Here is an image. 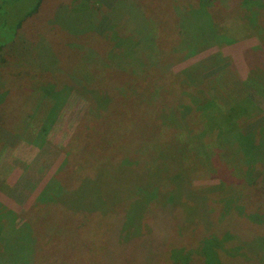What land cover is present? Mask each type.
Returning <instances> with one entry per match:
<instances>
[{
  "label": "rangeland",
  "instance_id": "obj_1",
  "mask_svg": "<svg viewBox=\"0 0 264 264\" xmlns=\"http://www.w3.org/2000/svg\"><path fill=\"white\" fill-rule=\"evenodd\" d=\"M115 1L41 0L38 12L27 18L21 29L30 46L21 48L22 43L16 46L20 36L16 20L24 21L22 18L38 0H0V47L10 45L5 49H15L12 55L5 49V53L0 52V61L6 59L0 63V264H264V225L258 216L259 211L264 214V203L262 196L253 194L261 169L255 170L254 175L252 168L256 169L258 162L249 163L239 149L245 136L240 134L238 144L218 142L221 132L208 125L206 116L198 112L202 118L195 116L191 124L187 118L189 126L195 130L196 125L197 129L208 125V131L213 129L209 133L216 135L215 142L202 141L188 128L181 134L166 126L168 120L159 111L161 104L176 106L180 99L183 109L191 105L197 111L198 105L206 101L201 98L222 101V94L232 87L234 97L222 105L228 103L226 106L230 107L237 99L246 98L256 107L241 119L239 131H264V98L254 88L238 85L250 77L244 52L264 48V29L255 22L259 26L248 30L243 22H249L250 13L235 10L214 19L216 26L226 32L224 38L211 40L212 34L207 32L202 39L194 28L186 32L179 23V12L196 8L197 0H123L122 5L111 10ZM139 1L140 10L129 15L128 11H133L130 3ZM258 1L264 4V0ZM222 2L239 6L238 0ZM148 11L154 16L150 13L147 17ZM132 19L133 26L129 24ZM137 22L138 32H128L132 27L136 29ZM207 23L211 31V18ZM121 40L124 42L117 46ZM16 49L30 51L22 55ZM49 52L60 57L61 66L56 68L60 74L29 80L34 74L30 65L40 61L44 64L43 58L50 59ZM218 66L229 67L221 71ZM110 80L113 86L109 88ZM181 80H189L194 89H211L207 93L198 90L201 98L190 99L180 89ZM216 80L218 83H214ZM42 86L45 91L55 89L57 94L44 99L38 92ZM131 95H138V99L147 96V106L153 104L154 110H146L147 114L140 107V118L137 117L135 110L120 104H126ZM108 96L116 100L107 99ZM16 97H22V102L16 103ZM13 98L15 102H5ZM221 106L218 102L213 104V117L227 113L226 109L220 110ZM115 113L127 116L130 124H126V129L117 130V124L112 123L111 115ZM138 118L153 123L155 130L153 126L144 128ZM108 123L113 128L109 136ZM86 127L92 132L85 131ZM98 127L103 128L102 134L94 131ZM150 129L155 141L164 147L171 141L183 151L184 160L161 150V156L166 155L169 165H174L172 168L184 172L189 167L185 176L189 189L186 193L179 190L180 203L174 201L175 193L168 192L169 183L174 185L175 179H160L164 186L161 191L147 185L155 182L146 176L154 154L141 152L142 162L138 154H131L132 149L124 156L115 154L119 153L115 147H120L121 140L125 145L152 147L153 141L142 133H149ZM82 131L86 133L80 135ZM146 137L148 143L142 144L139 139ZM66 151V167L59 171ZM106 158L127 168H118L119 178L115 172L112 178L97 181L98 165ZM165 165V160H161V174L156 178H162ZM128 168L142 174L141 178L134 175L139 184L135 192L131 175L121 176ZM101 176L108 177L107 173ZM52 177L57 178L62 189L59 202L67 209L34 206ZM85 181L92 186V182L99 184L94 194L101 206L91 203L84 194L85 198H81L79 190L72 192ZM145 187L149 190L139 192ZM101 195L107 200H102ZM147 197L156 204L142 207ZM143 210L146 211L140 225L132 226L133 219ZM75 215L78 217L73 222L81 225L77 234L84 239L69 244L62 222ZM127 220L130 221L125 224L123 221Z\"/></svg>",
  "mask_w": 264,
  "mask_h": 264
},
{
  "label": "trees",
  "instance_id": "obj_2",
  "mask_svg": "<svg viewBox=\"0 0 264 264\" xmlns=\"http://www.w3.org/2000/svg\"><path fill=\"white\" fill-rule=\"evenodd\" d=\"M6 1H9V0H6ZM18 1H20V0H16V2H18ZM22 1H24V0H22ZM222 1L223 0H215V1L197 0L198 6L196 8H192L191 10L185 9L186 11L183 10V11L179 12V16H180L179 23H181V25H183L184 31L187 32V30L189 28H194L196 33L198 35H200L202 39H205L207 32H211L212 37H209V38H211V40H213L215 38L218 41L223 36V34H226V32L224 31V29H219L216 26L214 19H219L221 15L224 16L223 13L228 14V13L233 12L235 10H240L241 12L246 11L247 13H250V17H248L249 22H243L248 30L249 29H256V26H259V24L262 26V29H264V4L262 5L258 0H241V1L238 0L239 6L236 8L234 6L233 2H230L228 4H226V2H225V4H224ZM141 2L142 1L135 2V3L129 2L133 8V11H132V9L130 11H128V12H130L129 15L136 14L135 13L136 9L140 10V6L142 4ZM123 3H124L123 0H116L115 5L112 7L111 10H113L117 4L122 5ZM41 5H42L41 0H38L36 5L34 6L33 10L28 13L27 17L22 18V19H25L24 21L20 20L17 22V20H16V26L20 29V36L16 38V42H18V44L16 45L17 47L19 46L20 43H22L21 48H25L27 46L28 47L30 46L28 44V42L23 38L21 29L26 24V22H25L26 19L35 15L38 12V10L40 9ZM209 9L212 10V12L208 11ZM254 10L257 11V13L260 10L261 14L260 13L257 14ZM150 13L152 14V16H154L153 14H155L154 12L148 11V14H146V16L148 17V15ZM136 18L134 17L133 19H136ZM210 18H211V21L213 22L214 27H212V28H213V30H215L214 33L212 32L213 31L212 28H211V31H209L210 28L207 29V25H208L207 20L209 21ZM133 19L129 22V24H131L132 26L135 25ZM201 19H205V20L201 21ZM114 21L115 20L112 19V23ZM255 22H258L259 24L256 25V24H254ZM138 23L139 22L136 23V29H135V27H132L131 29H128V32H130V33H133L135 31L138 32V29H140ZM148 33H151V32H148ZM16 36H17V31H16ZM224 37H222V38H224ZM263 41H261L262 44H264ZM123 42H124V40H121L117 46L121 45ZM141 42L144 43L146 41L143 40ZM139 44H140V42H139ZM9 46L10 45H6L4 48L0 47V52L5 53L3 50ZM6 50H8V49H5V51ZM16 50H20L22 55L25 53H28L30 51V49H16ZM263 50H264V48H251V49L245 50L244 58H245L246 63L248 64V68L250 69V77L247 79H244L243 83L240 82V83H238V85H241V86L245 85L244 87L254 88V90L264 98V52H263V54H260ZM13 51H15V49H9L7 51V54L12 55ZM59 58L60 57L57 54H51L50 53V59L49 58L48 59L43 58L44 64L42 63V61H40L38 64L35 63L36 65L35 64L30 65L34 74L30 77L29 80H33L35 77L39 78V76H41V75L46 76V74L47 75L53 74L56 77L58 74H60L59 73L60 70L56 69V68H59L61 66L60 65L61 61ZM5 61H6V59L0 61V63L4 64ZM47 64H50V65H47ZM201 66H202V64H201ZM227 68L223 67V66H218V69L221 71H223V70L226 71ZM116 72H118V71H116ZM215 73H213L212 76ZM154 74H156V72H154ZM220 74L221 73H219L217 75L218 76L217 78L220 77ZM219 81L222 82V80H219ZM179 83L178 84L180 85V89H181V87L183 89L184 96L187 98L189 97L190 99L191 98L197 99L198 97H200L198 94V90H202V91H205L207 93L211 89L210 88L208 90L207 87H195V89H194L193 86H191V82L189 80H181ZM214 83H218V80H216ZM256 83H258V84H256ZM56 85L58 86V84H56ZM107 86L109 88L111 86H113L111 80L107 84ZM175 89L179 90V88H177V86H175ZM45 90H46V87L42 86L41 91L38 90V92L41 94V97H44V99H46V100H48V98H50V97L53 98V95L57 94L55 89L54 90L52 89L51 91H48V90L45 91ZM44 91H45V93H41ZM32 92L34 93L35 90H32ZM189 93H190V95H188ZM234 94H235V91L231 87V88H228L227 92L225 90V93L222 94V101L219 99H217V101H216L215 98L209 99L208 96L203 97V98L200 97L201 100L203 99L206 101L204 103L198 105L197 111H193L191 105L184 106V109H183L182 105L179 106L181 104L182 99L179 100V103L176 104V106H173L170 104L163 106L161 104L159 106V108H160L159 111H160V114L165 115V118L168 120V123L166 126H172L176 130L178 129L179 133H181V134H182V131L185 130V128H188V129L192 130L193 135L195 134V136H197L198 139L200 138L202 141L204 139H206V142H215L216 135L214 136L213 134L209 133V132H212L213 129H212V131H208L207 130L208 125H213L216 128V130L221 132V133H219V136H220L219 138L217 135V138H218L217 141L221 142V143L225 140H228L230 142H235L236 144H238L240 142V139H241L240 134L244 135L245 139L244 140L241 139V142L239 143V146H241V147L239 149L241 150L242 155H244L246 158H248L249 163L258 162V163H256V169L252 168L254 175H255V170L259 171L261 169V171H260L261 175H260L259 179L256 178L257 180L255 181V184L253 185V187L256 191L253 194L255 196H257V195L262 196L261 202L264 203V173H263L264 172V131L260 129L257 132H255L254 134H252V132L246 133L244 130L243 131L245 133L243 131H239V130H241L240 125H239L241 119L244 118L245 115L250 114L251 110L256 109V107H255L254 103H252L250 100H248L246 98H244L243 100H241V99H237V101L235 100L236 102L233 103L230 107L226 106V104H228V103H225L224 105H222V103L224 101L228 102L229 100H231L234 97ZM11 96H12V92H9V95L7 96V98L10 99ZM137 96L131 95V97H127L128 100H126V102H127L126 104H123L122 102H120V104L126 109L135 110L137 117L140 118V116L138 114L140 107H144L145 112H146V110H148V109L154 110V106H153V104L150 107L147 106V96L145 97V95H144V98H140V99H138ZM108 97L109 98H107V99H110L112 101L116 100L115 97L114 98H111V96H108ZM21 99H22V97H16V103L22 102ZM117 101L119 102V100H117ZM5 102L12 103V102H15V100L13 98V101H5ZM5 102H3V104ZM217 102L219 103V106L222 105L220 107L221 111H225V109L228 111L226 114L224 113V115L222 112H220V114L213 117L211 115L212 112L210 113V111L212 110L213 104L214 103L217 104ZM109 103H110V101H109ZM96 105L98 107L97 103H96ZM4 106L5 105H3V107ZM113 109H114V102H113ZM166 110H170V112L167 114ZM198 112H201L206 116V123H208V125H207V127H205V129L203 127H199V129H197V125H196V127H195L196 129L193 130L189 126V124L187 122V118H188L190 124L195 119V116L202 118L201 114H199ZM146 113L148 114V112H146ZM146 113H144V114L147 115ZM195 113H197V114H195ZM111 116H112V119L114 117V120L112 123L117 124V130L120 128L126 129L128 127V125H126V124H130L129 119L123 113H121V114L115 113L114 116L113 115H111ZM116 118L120 119L121 121H117ZM139 118H138V121L141 120L140 122H142L144 128H146L145 126H147V127L153 126V130H155V128H154L155 125L153 123H149L150 121H148V120L146 121V119H144L142 121V119H139ZM245 122H247V121H245ZM119 123H121L123 125V127ZM91 126H94V125H91ZM106 126H107L106 133L109 136V134L112 132L113 128H112V125H110V123H108V125H106ZM157 128H158V126H157ZM235 129H237L238 131L231 134ZM87 130L89 133V132H92L93 129L91 130L90 128L86 127L85 131H87ZM197 130H198V133H196ZM85 131H82L80 133V135L85 134L86 133ZM94 131L97 132L98 134H102L103 128L98 127L97 130H94ZM152 132L153 131L151 129L149 130V133L142 132L148 138H150L153 141L154 145L152 147H151V145L146 146L145 148H144V146H140V145H138V146H133V144L125 145L124 140H121V141H119V146L122 148L115 147V148H117V152H119V153H115V154H116V156H124V155L128 154L129 151L132 149L131 154L132 153L138 154V156H139L138 159L140 162H142V160H143L140 157L141 152H143L145 154V152L148 151V153L154 154L155 158L153 157L152 160L148 159L149 162L151 163V167L150 168L147 167L146 176L148 175L150 178L155 179V182L149 183L147 185L157 187L158 188L157 190L161 191L160 187H162L163 185H161L159 183L160 179H163V178L170 179V180L175 179L174 185L169 183L170 185L168 188H170V190L168 192L169 193H175L176 197H175L174 201L176 203H180L182 198H181V196H179V192H180L179 190H184L186 193L187 189H189V184L187 183L186 177H185L189 174V172H188L189 167L187 166L188 167L187 169L184 167L186 169V170H184V172L176 170V167L172 168V166H174V165H169V163H168L169 158L166 155L161 156L162 155L161 150H163V148H164L165 151H167L166 153H168V155H169V153H171L170 157H176L178 159H180V158L183 159L182 155H181V152H183V151H181L180 148L176 149L175 145L172 144L171 141L167 142L168 143L167 145H169L168 147H164L161 142L155 141V140H157V138L152 135ZM117 137H119V136H117ZM147 137L145 140H143V138L139 139L142 141L141 142L142 144L148 143ZM111 140H112V137H111ZM112 142H115V138H114V141H112ZM125 142L126 143L129 142L128 137L126 138ZM160 146H162V147L160 148ZM152 156H151V158H152ZM217 156H220V153H218ZM192 157L193 156L190 154V158H192ZM67 159H68V153L66 151V153H64V155H63L59 171L63 170V168L66 167ZM161 160H165L167 166L165 165L166 169L164 170V172L162 174V178L161 177L156 178L155 177L156 175L161 174L160 173ZM169 161H170V159H169ZM118 168L124 169L127 167L125 165L119 164L116 160H113L111 158H106L105 160L101 161L98 165L97 171H99L100 175H99V177H97V181H99L101 179L102 180H108V179L112 178L111 175H113L115 172L118 174V177H116V178H119L120 177V174H119L120 169H118ZM104 173H107L108 177L107 176H106V178L102 177L101 175H103ZM128 175H131V178H133V180H134L135 186H134V189L132 190V192H135V191H137L135 188L139 184L137 182H135L136 178H134V175H138V177H139L142 174H141L140 170L130 169V168H128L126 173H125V171H123V173L121 174V176H127L129 178L130 176H128ZM190 176L191 175H189L188 178ZM139 178H141V177H139ZM57 182H58L57 178L52 177L46 183V187L42 189L39 196L36 198V200L34 202L35 207H41V206L42 207L43 206L44 207H51L53 205V207H56V208L67 209L68 206H64L63 203L59 202V197L62 196L61 195L62 189L59 187V184ZM92 183H93V186L91 184H89L87 181H85L82 184L78 185L76 188H74L72 190V192L79 190L80 192H77V193L79 195H81V198H85V196L86 197L89 196L91 203L93 201H95V204H97V206H101L99 204V199L97 201V198H96L97 195L94 194V188H96V186H99V184H96L95 182H92ZM182 185H184V187H181ZM58 190H60V192L54 193L55 191H58ZM147 190H149V188L145 187V188H142L139 192L147 191ZM51 192H53V194H50ZM68 192H69V190H68ZM148 194H149V197H151V194H152L151 191ZM104 196L101 195L100 197L102 198V200L106 201L107 199ZM149 197H147V198L150 201L146 200L144 203H142V207L146 208V204H147V207L150 204H156L154 201L151 200L152 198H149ZM96 202H98V203H96ZM60 205L63 207H61ZM103 207L104 206H102V208ZM145 211L146 210H143L141 215L139 214L136 219H133V222H135V224L134 225L131 224L132 226H139L140 225V223L143 220ZM259 213H262V211H259ZM259 213H258V216L260 218L259 223L264 225V214H259ZM87 216L89 217V215H86V218H88ZM76 217H78V216L77 215H75L73 217L69 216L66 221L62 222V224L66 225L65 226L66 233H67L66 237L68 238L69 244H71V242H74V243L78 242L79 243L80 239L81 240L84 239V237L80 238L77 234L81 228V225H80V223L73 222V220ZM126 218H127V216H126ZM68 221H71V222L68 223ZM128 221H130V220L123 221V222L124 223L126 222L125 224H127ZM5 225H6V223H5ZM126 226L127 225H125V227ZM171 226L174 227L173 224H171ZM86 228H90V226H86ZM0 229H2V228H0ZM89 239H91V238H89Z\"/></svg>",
  "mask_w": 264,
  "mask_h": 264
}]
</instances>
